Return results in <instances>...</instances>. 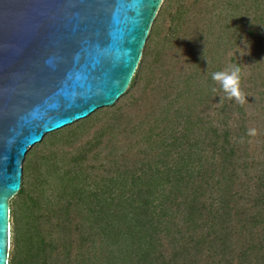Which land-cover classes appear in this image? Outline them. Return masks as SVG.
<instances>
[{"label": "trees", "instance_id": "1", "mask_svg": "<svg viewBox=\"0 0 264 264\" xmlns=\"http://www.w3.org/2000/svg\"><path fill=\"white\" fill-rule=\"evenodd\" d=\"M262 53L264 0H163L124 106L27 152L7 264H264V106L250 135L212 79L238 64L243 95L263 101L248 84L264 86Z\"/></svg>", "mask_w": 264, "mask_h": 264}, {"label": "water", "instance_id": "2", "mask_svg": "<svg viewBox=\"0 0 264 264\" xmlns=\"http://www.w3.org/2000/svg\"><path fill=\"white\" fill-rule=\"evenodd\" d=\"M163 0H0V264L35 144L127 90Z\"/></svg>", "mask_w": 264, "mask_h": 264}, {"label": "rangeland", "instance_id": "3", "mask_svg": "<svg viewBox=\"0 0 264 264\" xmlns=\"http://www.w3.org/2000/svg\"><path fill=\"white\" fill-rule=\"evenodd\" d=\"M168 20H169V16L167 15L166 18H164L163 20L159 21L158 24H157V27L161 26V27H166L168 25ZM253 50L252 49H249L247 51V47L245 48L244 52L242 53L241 57L244 59V61L246 62V68L250 65L251 61L250 59L248 58L250 55H251V52ZM247 52V54H245ZM245 54V55H244ZM261 63L262 65L264 64L262 61L264 59V54L262 53L261 54ZM245 67V66H244ZM252 74V67H249L245 73H244V76H245V79H248ZM261 81L258 80L254 83V84H251L248 82V84H250L249 86L250 87H257L256 90L258 92H264V86L259 84ZM125 97L119 99L115 105L113 106V108H116V107H122L124 106V102H125ZM245 99H246V102H244V113L247 117V119H249V122H247V127L248 129H255L256 125H257V118L259 117V110H260V107L261 106H264V98H261L263 101H258V97L257 95L254 93H248L247 96H245ZM96 129V128H95ZM93 131H94V128L93 130H90V132H87V133H84V131H80L78 133V137H76L74 139V145L73 147L76 148L78 145H83L84 143L83 142H79L80 140H83L84 139V142H85V139L87 138H91V136L93 135ZM82 137V138H80ZM63 145H57L58 148H60L59 150H65V149H69L70 144L67 143V141H65V143L62 141ZM251 147H256L257 146V143L255 142H251ZM33 161H38V158L36 157L35 159H33Z\"/></svg>", "mask_w": 264, "mask_h": 264}, {"label": "clouds", "instance_id": "4", "mask_svg": "<svg viewBox=\"0 0 264 264\" xmlns=\"http://www.w3.org/2000/svg\"><path fill=\"white\" fill-rule=\"evenodd\" d=\"M242 43L244 44V47H247L248 51V42L242 41ZM245 54H247V52ZM240 72V66L237 64L233 66L229 71L214 72L212 74V79L220 84L221 89L227 94L228 98H235L238 102L244 103L246 102V99L240 90ZM213 91H215V89H213ZM249 134L255 135L256 130L250 129Z\"/></svg>", "mask_w": 264, "mask_h": 264}]
</instances>
